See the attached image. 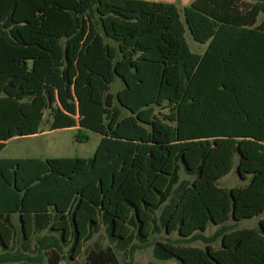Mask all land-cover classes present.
<instances>
[{
    "label": "trees",
    "instance_id": "16d2710c",
    "mask_svg": "<svg viewBox=\"0 0 264 264\" xmlns=\"http://www.w3.org/2000/svg\"><path fill=\"white\" fill-rule=\"evenodd\" d=\"M81 2L0 0V151L42 123L101 135L90 157L0 158V264H38L11 251L18 232L46 231L43 248L71 242L73 259L102 226L126 246L161 225L207 246L157 241L158 259L264 264V218L225 225L264 212V0H193L183 16L161 0ZM187 30L208 43L204 53L191 50ZM236 155L248 184L219 186ZM211 222L221 226L206 237ZM47 255L43 264H61ZM78 264L120 261L108 246Z\"/></svg>",
    "mask_w": 264,
    "mask_h": 264
},
{
    "label": "rangeland",
    "instance_id": "374dc122",
    "mask_svg": "<svg viewBox=\"0 0 264 264\" xmlns=\"http://www.w3.org/2000/svg\"><path fill=\"white\" fill-rule=\"evenodd\" d=\"M167 2L177 3V6L181 10V14L183 16V8L188 3L187 0H161ZM79 4L82 5L81 0H78ZM80 8V6H79ZM79 19V16L76 17ZM4 33H9V30H4ZM186 39L190 45V48L193 52L196 53H204L206 50L208 43H200L194 40L189 30L186 32ZM65 38L61 39L60 47L65 44ZM61 58L57 57V62L55 65V69L53 71V75L56 77V80L62 81L64 77V71L62 62H60ZM83 73V72H82ZM84 74V75H83ZM81 75L79 79V87L80 92L83 91V84L85 73ZM120 87V83L116 82L113 84V91H117ZM47 115V112L46 114ZM80 129V130H79ZM101 139V135L98 132H94L87 128H78V127H70L63 129H54L51 130L49 127L42 123L40 129L37 133L27 136H16L10 140H8L5 144V147L0 151V158H55V157H90L97 145L99 144ZM239 162V156H235V163L233 169L230 173L219 179L218 184L221 187L232 188L235 186H245L248 184L250 180V175L248 179H242L238 172L237 166ZM194 177L192 175H188L184 168L182 167L180 170V179L181 181H189L191 182ZM175 193L173 189L172 194ZM264 218V212L252 217V218H244L242 220H234L233 218L229 219L225 225L231 227L232 230H240L244 228L258 227L260 220ZM13 222L18 223V218L15 216L13 218ZM17 226V224H16ZM221 225H215L214 223H210L208 228L205 231H201L206 237L213 236L214 233L220 228ZM158 231L155 232V235L146 240H141L139 236L134 238V241L126 246H121L117 244L115 241L111 240L105 227L102 226L99 231L93 234V236L84 244L83 250L79 253L78 256L73 259L70 257L71 254V242L63 243L61 245L60 250L57 249L52 243L51 240H46L45 244H51L50 247L43 248L42 245L38 243V239L42 240L45 238V235H48L46 231H42L40 233H36L31 236L28 240H25L21 233L18 232L15 236L14 242L11 247V251L22 255H28L34 258L38 262V264H43L47 260V253L49 252V248L53 249L61 258V264H78L82 262L87 253L90 250H94L96 248H105L111 247L116 252L120 264H178L175 259L161 260L156 257L155 254V245L157 241H169L175 244L185 245V246H198L201 248H205L207 243L204 240L196 239L193 241H180L182 237L178 232H173L168 234L161 225L158 227ZM19 230V227L17 226ZM213 247L219 248L221 246V239H218L215 242H211ZM134 251L132 252V248ZM0 249V253H1Z\"/></svg>",
    "mask_w": 264,
    "mask_h": 264
},
{
    "label": "crops",
    "instance_id": "0c3cea01",
    "mask_svg": "<svg viewBox=\"0 0 264 264\" xmlns=\"http://www.w3.org/2000/svg\"><path fill=\"white\" fill-rule=\"evenodd\" d=\"M188 2H192L193 0H187ZM264 16V14L261 15V18Z\"/></svg>",
    "mask_w": 264,
    "mask_h": 264
}]
</instances>
